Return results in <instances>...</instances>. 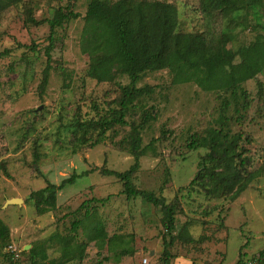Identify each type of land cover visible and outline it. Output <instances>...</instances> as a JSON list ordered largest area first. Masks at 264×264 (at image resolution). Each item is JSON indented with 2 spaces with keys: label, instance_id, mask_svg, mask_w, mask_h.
<instances>
[{
  "label": "rangeland",
  "instance_id": "1",
  "mask_svg": "<svg viewBox=\"0 0 264 264\" xmlns=\"http://www.w3.org/2000/svg\"><path fill=\"white\" fill-rule=\"evenodd\" d=\"M6 1L12 3L3 7L0 2V220L10 230V245L21 251L16 264H31L33 247L46 251L44 264H143L145 259L162 264L164 238L169 243L171 237L170 264H249L264 257V71L243 84L251 104L247 109L231 94L204 91L193 82L174 83L169 69L147 72L136 87L151 93L130 108L127 124L115 126V136L111 130L101 136L90 132L89 144L98 137L101 144L80 146L73 154V140L80 133L72 125L119 110L121 87H131V80L116 73L113 81L98 83L87 76L90 57L81 47L91 0ZM160 1L176 7L180 33L201 34L211 43L227 34V46L235 52L264 38V0L254 10L244 6L228 16L204 13L201 0ZM59 9L78 18L56 30L44 85L50 36L46 21ZM225 100L231 105L224 127L231 135L251 139L242 143L248 162L238 184L247 188L237 197V184L210 194L201 182L192 185L209 149L190 150L188 144L221 125ZM147 111L154 119L142 131L145 153L133 183L176 208L173 236L163 227L161 207L140 197L128 200L122 182L102 173H123L134 164L130 150L115 143L128 138ZM73 175L78 176L75 183L58 191L56 208L39 213L31 195ZM14 199L20 202L12 203ZM83 203L96 211L108 236L119 241L101 251L89 243L83 261H68L59 239L75 236L71 228L85 217ZM81 243H87L83 230L72 245ZM0 264L10 263L0 257Z\"/></svg>",
  "mask_w": 264,
  "mask_h": 264
},
{
  "label": "trees",
  "instance_id": "2",
  "mask_svg": "<svg viewBox=\"0 0 264 264\" xmlns=\"http://www.w3.org/2000/svg\"><path fill=\"white\" fill-rule=\"evenodd\" d=\"M5 1L0 0L3 7L12 3ZM260 5H262V0H201L202 11L211 15L221 12L228 16L244 6L254 10ZM76 18L78 15L73 11L59 9L51 19L46 21L50 27V36L46 50L48 67L44 85L48 82L51 53L56 43V30ZM31 22L37 26L42 24L35 19H31ZM178 27V11L173 4L166 1H90L85 17L81 47L82 52L90 57L87 76L98 83H106L113 81L118 73L128 76L132 86L121 87L119 110H113L111 115L99 120L76 121L72 125L76 133H80L73 140V154L78 152L80 146L89 144L92 140L88 137L90 132H99L101 136L111 130L115 136L117 134L115 126L127 124L126 116L130 108H135L137 101L151 93L149 89L136 87L147 72L169 69L174 83L193 82L204 91L231 94L235 100L242 99L244 109L251 105L243 84L264 71V38L235 52L227 46L231 41L227 34L222 35L218 43H211L201 34L180 33ZM230 105L229 100H225L222 104L221 125L211 129L205 137L195 135L188 144V148L190 150L209 149V153L202 159V173L192 181V185L201 182L204 184V190L210 194L213 190L218 192L227 185L237 184L239 186L235 192L237 197L247 188V184H238L248 162L242 143L244 141L249 143L251 139L243 133L231 135V132L224 127L222 119ZM152 119H154L153 112H145L142 122L132 127L128 138L114 142L120 150L127 148L134 156L135 162L129 170L123 173L103 170L102 173L116 176L122 182L123 194L128 200L140 197L156 207H161L164 213L163 227L168 235L173 236L176 230V208L169 205L164 197L137 189L133 183V177L140 168V158L145 153V148H142V131ZM110 141L113 142L112 137ZM101 142L102 140L98 137L89 146L95 147ZM37 171L40 173L38 168ZM77 178V175H73L59 186L48 183L44 190L33 193L31 198L35 200L38 212L44 214L55 209L58 191L74 184ZM105 200H98V202ZM82 208L85 209V217L75 221L71 230L75 236L83 230L87 243L73 247L74 235L70 238L59 239L63 245V255L68 261L74 259L83 261L84 248L89 243H94L101 251L108 245L112 246L119 241L116 236L113 238L108 236L103 221L96 211L88 206V203H83L80 209ZM173 243L174 237H171L169 243L164 238L162 264H170L173 256L169 248ZM9 245L10 230L0 220V257L11 263L7 252ZM78 247L81 250L75 251ZM29 253L31 264H40L39 261L44 264L48 260V255L43 249L33 247ZM257 262L258 264L264 262V257L257 258L256 264Z\"/></svg>",
  "mask_w": 264,
  "mask_h": 264
},
{
  "label": "built area",
  "instance_id": "3",
  "mask_svg": "<svg viewBox=\"0 0 264 264\" xmlns=\"http://www.w3.org/2000/svg\"><path fill=\"white\" fill-rule=\"evenodd\" d=\"M7 252L9 253L10 256V264H16L20 258H21V251H19V249L13 245H10L7 249ZM143 264H151V261L149 259H145L143 261ZM249 264H256V261H250Z\"/></svg>",
  "mask_w": 264,
  "mask_h": 264
},
{
  "label": "water",
  "instance_id": "4",
  "mask_svg": "<svg viewBox=\"0 0 264 264\" xmlns=\"http://www.w3.org/2000/svg\"><path fill=\"white\" fill-rule=\"evenodd\" d=\"M19 201H20L19 199L11 200L12 203H18Z\"/></svg>",
  "mask_w": 264,
  "mask_h": 264
},
{
  "label": "bare ground",
  "instance_id": "5",
  "mask_svg": "<svg viewBox=\"0 0 264 264\" xmlns=\"http://www.w3.org/2000/svg\"><path fill=\"white\" fill-rule=\"evenodd\" d=\"M20 202V201H19Z\"/></svg>",
  "mask_w": 264,
  "mask_h": 264
}]
</instances>
